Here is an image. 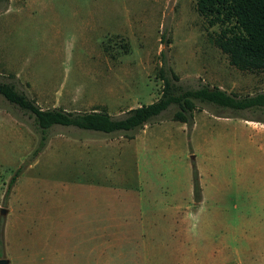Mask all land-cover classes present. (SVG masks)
Segmentation results:
<instances>
[{
    "label": "rangeland",
    "instance_id": "374dc122",
    "mask_svg": "<svg viewBox=\"0 0 264 264\" xmlns=\"http://www.w3.org/2000/svg\"><path fill=\"white\" fill-rule=\"evenodd\" d=\"M219 30L196 0H0V82L43 109L113 117L156 101L171 71L186 88L263 92L264 71L232 65ZM196 104L133 138L56 125L34 157L33 117L0 95V257L264 264V108Z\"/></svg>",
    "mask_w": 264,
    "mask_h": 264
},
{
    "label": "trees",
    "instance_id": "16d2710c",
    "mask_svg": "<svg viewBox=\"0 0 264 264\" xmlns=\"http://www.w3.org/2000/svg\"><path fill=\"white\" fill-rule=\"evenodd\" d=\"M196 9L211 26L219 25L220 30L210 34V39L228 56L232 65L243 71H264V0H196ZM162 79V94L156 101L132 108L122 117H113L106 110L68 112L57 108L43 109L14 85L4 82H0V95L33 117V127L39 135L34 157L47 145L51 128L56 125L103 134L119 133L133 138L134 131L152 122L174 104L179 106L174 118L184 122L193 116L197 100L234 111L264 108V91L241 97L216 86L186 88L177 82L179 77L173 71L171 75L162 74ZM193 190L194 198L200 200L202 188L197 169ZM2 245L3 229L0 228V247Z\"/></svg>",
    "mask_w": 264,
    "mask_h": 264
},
{
    "label": "water",
    "instance_id": "95a60500",
    "mask_svg": "<svg viewBox=\"0 0 264 264\" xmlns=\"http://www.w3.org/2000/svg\"><path fill=\"white\" fill-rule=\"evenodd\" d=\"M194 158V157H193ZM0 213L2 215H6L8 213V209L7 208H4V207H1L0 208ZM0 264H10V259L7 258V257H3L1 256L0 257Z\"/></svg>",
    "mask_w": 264,
    "mask_h": 264
}]
</instances>
